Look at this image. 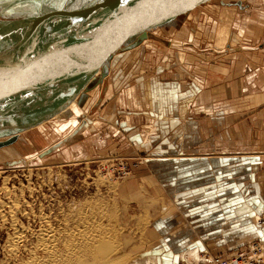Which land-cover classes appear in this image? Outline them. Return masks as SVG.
Returning a JSON list of instances; mask_svg holds the SVG:
<instances>
[{"label": "rangeland", "instance_id": "rangeland-1", "mask_svg": "<svg viewBox=\"0 0 264 264\" xmlns=\"http://www.w3.org/2000/svg\"><path fill=\"white\" fill-rule=\"evenodd\" d=\"M14 1L18 3L4 10ZM95 1L0 0V25L17 28L57 21L64 12L78 13ZM227 2L191 0L172 4L147 24L150 40L112 56L102 72L104 78L90 84L70 116L36 128L38 134L24 133L9 153L0 151V264H33L41 253L40 235L48 232L55 235L57 246L53 250L70 249L73 254L74 249L80 264H96L93 260L101 252L96 246L85 250L84 246L72 247L80 232L91 237L102 234L108 240L110 253L106 252L102 260L107 264H120L123 258L130 260L151 249L149 228L160 217V210L148 209L145 172L157 168V158L164 156L166 145L156 144L157 132L142 125L140 91L148 96L145 101L149 106L155 103L154 95L163 91L160 84L172 86L179 79L183 81V71L164 70L161 80L157 68L166 66L162 62L166 63L168 56L187 54L189 42L203 48L206 42L215 38L220 41L229 33L230 19L239 5L233 0ZM219 10L223 11V21L215 18ZM239 19L234 18L232 24ZM135 31L121 48L138 39ZM168 43L174 47L166 52ZM258 113L242 115V127L249 136L252 131L258 132V141L264 142V113ZM199 116L194 113L190 118L199 122ZM219 127L212 123V129H208L215 134L220 132ZM224 128L228 129L224 140L227 148L237 151L245 147L241 145L244 139L237 140L232 133L239 129L229 122ZM247 141L252 143L251 139ZM51 148L54 151L41 157ZM15 236L21 239L13 241ZM12 242L17 247L13 256L9 251Z\"/></svg>", "mask_w": 264, "mask_h": 264}, {"label": "crops", "instance_id": "crops-1", "mask_svg": "<svg viewBox=\"0 0 264 264\" xmlns=\"http://www.w3.org/2000/svg\"><path fill=\"white\" fill-rule=\"evenodd\" d=\"M240 1L220 41L203 48L189 42L187 54L168 56L166 68H157L161 80L164 70H181L187 79L172 86L158 81L163 91L154 92L153 105L146 106L148 96L140 91L142 125L157 132L156 144L166 145L157 168L145 172L148 209L160 210L149 228L158 264H213L214 256L264 242L257 224L264 217V142L258 132L249 136L241 120L264 113V0ZM167 46L166 52L174 47ZM194 113L203 116L199 122L190 118ZM228 122L239 129L232 133L244 139L238 142L244 148L225 146ZM212 123L220 132L209 131Z\"/></svg>", "mask_w": 264, "mask_h": 264}, {"label": "water", "instance_id": "water-1", "mask_svg": "<svg viewBox=\"0 0 264 264\" xmlns=\"http://www.w3.org/2000/svg\"><path fill=\"white\" fill-rule=\"evenodd\" d=\"M190 1L96 0L78 13L64 12L57 21L0 25V149L81 99L93 81L104 78L112 56L147 40L149 22L172 4ZM134 31L138 39L121 48Z\"/></svg>", "mask_w": 264, "mask_h": 264}, {"label": "bare ground", "instance_id": "bare-ground-1", "mask_svg": "<svg viewBox=\"0 0 264 264\" xmlns=\"http://www.w3.org/2000/svg\"><path fill=\"white\" fill-rule=\"evenodd\" d=\"M75 102H73V104L70 107H68L66 110L62 111L60 114L54 116L50 120H47V122H49L51 120H54V119H57V118L59 119L63 115H66L67 117L70 116L71 115V109L73 107H75V104H76ZM47 122H44L42 124H39V125L33 127L30 130H25L24 132L19 133V138L21 136H23L24 133H27L28 136H32L33 133L34 134H38V133H35L34 130L36 128H38V127H43L44 125L47 124ZM14 145L15 144L9 145V146H5L4 148H1L0 151L1 152L6 151V152L9 153L10 151H12V149H13L12 147ZM83 230L84 229H81L80 231H83ZM50 233L51 232H48V234L46 233L47 235H40L41 242L39 243L38 248H40L41 253L39 252L38 253L39 254L38 255L39 257L33 259V264H80L79 263L80 262V257L77 256V255H75V250L74 249L72 251L73 254H71V250L70 249H66L65 251H56V250H53V248H56L57 245L54 244V242H55V235H53L52 233L50 234ZM101 235L102 234L95 235V236L91 237V235L86 236L85 234H81V232H80V235L77 237L76 240H74V244L72 245V247H76L75 249H80L81 246H84L85 247V248H83L84 250L90 248L88 246L100 247L99 249H101V252H100L99 256L98 257H95V259L94 260L92 259V260L96 264H107L106 262H102V260L105 258V255L107 253H110V252H107L110 248H108L109 247L108 246L109 245L108 244V240L106 241L105 238L101 237ZM19 236L13 237V241L16 242L17 240L21 239V237H19ZM44 239H45V241H47L49 243H45L44 242ZM15 242H12L13 244L12 243L9 244V247H10L9 248V251L12 252V256L16 252V248H17ZM102 247H105V248H102ZM148 247L150 248V246H148ZM149 248H147V249H149ZM36 250H38V249L36 248ZM156 252L153 251V253H152V251L150 249L147 252H145L143 254H140L138 257L136 256V257L131 258L130 260H129V258L128 259L127 258H123L120 264H125V263H127V264H158V261H157L158 252L157 253ZM202 258L204 259V257H202ZM81 264H85V263H82L81 262Z\"/></svg>", "mask_w": 264, "mask_h": 264}, {"label": "built area", "instance_id": "built-area-1", "mask_svg": "<svg viewBox=\"0 0 264 264\" xmlns=\"http://www.w3.org/2000/svg\"><path fill=\"white\" fill-rule=\"evenodd\" d=\"M257 224L264 227V217L258 219ZM213 264H264V242L255 241L241 253H235L227 258L214 256Z\"/></svg>", "mask_w": 264, "mask_h": 264}]
</instances>
